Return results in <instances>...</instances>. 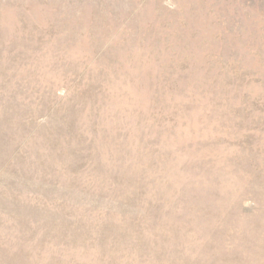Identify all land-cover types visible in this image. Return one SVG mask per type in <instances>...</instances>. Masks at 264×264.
I'll return each mask as SVG.
<instances>
[{
    "label": "rangeland",
    "instance_id": "1",
    "mask_svg": "<svg viewBox=\"0 0 264 264\" xmlns=\"http://www.w3.org/2000/svg\"><path fill=\"white\" fill-rule=\"evenodd\" d=\"M0 264H264V0H0Z\"/></svg>",
    "mask_w": 264,
    "mask_h": 264
}]
</instances>
